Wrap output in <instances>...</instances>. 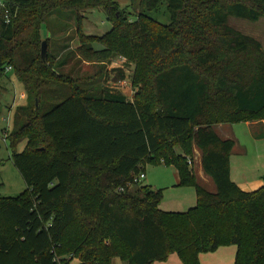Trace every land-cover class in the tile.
I'll return each mask as SVG.
<instances>
[{
  "label": "trees",
  "instance_id": "obj_1",
  "mask_svg": "<svg viewBox=\"0 0 264 264\" xmlns=\"http://www.w3.org/2000/svg\"><path fill=\"white\" fill-rule=\"evenodd\" d=\"M163 2L168 24L147 14ZM87 4L101 8L111 27L86 35L78 17V51L86 59L127 57L132 98L101 86L100 77H72L74 68L58 74L41 58L51 11ZM119 5L0 0V74L12 67L26 96L6 131L26 189L0 196V264H112L115 257L153 264L173 254L200 264V254L224 245H236L235 264H264V184L243 190L232 180L235 142L215 130L264 121V49L228 23L263 18L264 0H141L136 14ZM194 148L215 192L188 164ZM147 164L174 166L177 186L195 188V206L163 211V190L141 183L118 191Z\"/></svg>",
  "mask_w": 264,
  "mask_h": 264
},
{
  "label": "rangeland",
  "instance_id": "obj_2",
  "mask_svg": "<svg viewBox=\"0 0 264 264\" xmlns=\"http://www.w3.org/2000/svg\"><path fill=\"white\" fill-rule=\"evenodd\" d=\"M116 1L120 4V8H125L129 12L136 14L139 11L141 0ZM89 6L90 4H87L85 8L82 7L73 11L70 8L53 9L47 19L46 29L42 30L41 33L39 52H41L42 42L46 41L48 43L47 57L52 61L53 69L58 74H68L74 68L72 77L80 80L100 77L102 78L101 86L120 91L128 98H132L134 94L132 86L134 65L128 64L127 57L117 54L105 60L86 59L78 51L82 44L77 29L78 17L81 18V32L86 35L100 36L111 27L107 14L101 8ZM147 14L163 24H168L170 21L165 2L160 5L157 11ZM228 23L243 34L252 36L264 43V17L258 21H250L231 16ZM85 44H89V42L86 41ZM95 47L100 49L102 45L95 44ZM65 60L67 63L62 65ZM121 69L125 73L123 79L118 78ZM25 103L26 96L23 86L16 79L13 71H4L3 74H0V196L2 197H17L26 189L25 181L11 159L8 141L5 140L6 131L12 128L15 108ZM216 129L220 130V127ZM222 130H226L229 136L238 143L236 152L232 157L233 179L238 181V179L243 178V185L247 190L258 188L259 186L254 184L256 181L264 184V171H259V165L264 163V140L254 138L259 135V130L253 128L252 131L244 122L225 124L222 126ZM219 134L224 135L221 132ZM24 145V143L20 144L18 151H22ZM177 151L180 150L177 149ZM199 154L200 151L194 148L193 155L189 157L193 162L189 166L194 173L198 170ZM244 163L258 166V169L252 172L255 176H248L244 173L242 168ZM145 172L146 178L141 184L148 185L154 190H163V199L160 205L163 211L185 212L195 206V200L190 203L191 199H194L193 194L191 193L190 196L187 194L188 191L194 190L193 186H173L179 182L178 170L174 166L147 164ZM245 175L246 177H244ZM180 197L184 198L183 204L179 202ZM233 250L237 251L236 245H224L216 251L202 253L199 257L200 264H235V257L229 256ZM165 262H155L154 264H181L176 254L171 255ZM72 264H79V260L74 259ZM112 264L126 263L115 257Z\"/></svg>",
  "mask_w": 264,
  "mask_h": 264
},
{
  "label": "crops",
  "instance_id": "obj_3",
  "mask_svg": "<svg viewBox=\"0 0 264 264\" xmlns=\"http://www.w3.org/2000/svg\"><path fill=\"white\" fill-rule=\"evenodd\" d=\"M258 40V39H257ZM259 41V40H258ZM260 43L262 44V47H263V49H264V43H262L261 41H260ZM223 125H225V124H220V125H217V126H215V130H216V132L218 133V135L221 137V138H223V139H232L234 142H235V145H234V148H233V151H232V155H231V160H230V163H231V178H232V180L233 181H235L234 179H233V166H232V157H233V155H234V153L236 152V149H237V146H238V143L236 142V140L235 139H233V138H231L230 136H229V133L225 130H222V126ZM246 125L253 131V128L254 129H257V130H259V135H260V137H257V136H255L254 138H256V139H262V140H264V121L261 123V122H246ZM217 127H220V130H217L216 128ZM223 133L224 135L223 136H221L219 133ZM245 155H247V154H245ZM199 158H200V160H198V162H197V164H198V166H197V172L196 173H194L195 174V177H196V179H197V182L202 186V187H204L205 189H207L208 191H210V192H215L216 191V187H215V184H214V182L212 181V179L208 176V175H206L205 173H204V171H203V168H202V163H201V155L199 154V156H198ZM198 157L196 158V161H197V159H198ZM259 167H260V169H259V171H264V163H263V165H259ZM242 168L244 169V173L245 174H247L248 176H255V175H253V170L254 171H256V169H258V166H255V165H249V164H243L242 165ZM145 174H146V172H145ZM244 177H246V175L244 176ZM145 178H146V176H145ZM243 179V178H242ZM242 179H238V181L236 180L235 182L237 183V185L239 186V187H241L243 190H247V189H245L244 188V185H243V181H242ZM245 181V180H244ZM177 184L178 183H176L175 185H173V186H177ZM255 186H262L263 184H261L260 183V181H256L255 183ZM261 184V185H260ZM180 187H184V186H180ZM258 187V188H259ZM257 189V188H256ZM253 190H255V189H253ZM193 194V198L194 199H191V201H190V203H192V202H194V200H195V204H196V191H195V188H194V190H190V191H188L187 192V194L190 196V194ZM180 203H184V198H182V197H180V201H179ZM161 205V204H160ZM160 207V206H159ZM161 209V208H160ZM233 249H235V248H233ZM234 251V252H233ZM233 251H231V253H229V256H232V258H234L235 257V250H233ZM77 260V259H76ZM234 260H235V258H234ZM162 263H166V262H162ZM154 264V263H153Z\"/></svg>",
  "mask_w": 264,
  "mask_h": 264
},
{
  "label": "built area",
  "instance_id": "obj_4",
  "mask_svg": "<svg viewBox=\"0 0 264 264\" xmlns=\"http://www.w3.org/2000/svg\"><path fill=\"white\" fill-rule=\"evenodd\" d=\"M10 70H12V67L9 66V67L7 68V71H10ZM187 161H188V164H189V165H192V164H193L191 158H188ZM145 176H146L145 172H141V173H139L138 175H135V176L132 178V180L126 182L125 186H121V187H119V188H118V191L123 192V191H125L127 188H131V187H133L134 185L141 183V182L145 179Z\"/></svg>",
  "mask_w": 264,
  "mask_h": 264
},
{
  "label": "water",
  "instance_id": "obj_5",
  "mask_svg": "<svg viewBox=\"0 0 264 264\" xmlns=\"http://www.w3.org/2000/svg\"><path fill=\"white\" fill-rule=\"evenodd\" d=\"M47 48H48L47 42L46 41H43L42 44H41V52H40L41 58L43 60L46 59V56H47Z\"/></svg>",
  "mask_w": 264,
  "mask_h": 264
}]
</instances>
